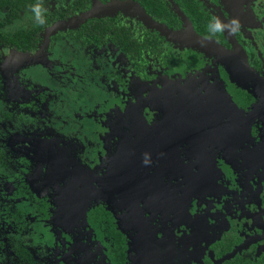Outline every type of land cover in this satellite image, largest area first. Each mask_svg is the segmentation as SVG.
<instances>
[{"label":"flooded vegetation","instance_id":"obj_1","mask_svg":"<svg viewBox=\"0 0 264 264\" xmlns=\"http://www.w3.org/2000/svg\"><path fill=\"white\" fill-rule=\"evenodd\" d=\"M0 264H264V0H0Z\"/></svg>","mask_w":264,"mask_h":264},{"label":"rangeland","instance_id":"obj_2","mask_svg":"<svg viewBox=\"0 0 264 264\" xmlns=\"http://www.w3.org/2000/svg\"><path fill=\"white\" fill-rule=\"evenodd\" d=\"M206 157H207V160L208 161H210L209 160V158H208V154H206ZM210 157V156H209ZM210 159H211V157H210ZM196 162V164L199 166V173L201 174L200 175V178H201V180L203 181V180H205V185L206 184H208L213 178V176H211L212 175V169L214 168H211V169H209L208 171H209V174H208V172L207 173H205L204 172V168H203V166H204V163H205V159H204V157H201L199 160H196L195 161ZM211 162V161H210ZM214 178H215V181H216V178H217V176L216 175H214Z\"/></svg>","mask_w":264,"mask_h":264},{"label":"clouds","instance_id":"obj_3","mask_svg":"<svg viewBox=\"0 0 264 264\" xmlns=\"http://www.w3.org/2000/svg\"><path fill=\"white\" fill-rule=\"evenodd\" d=\"M33 11L35 12V19L37 23H43V18L40 16L39 11H38V6H33ZM218 30V27H217Z\"/></svg>","mask_w":264,"mask_h":264},{"label":"water","instance_id":"obj_4","mask_svg":"<svg viewBox=\"0 0 264 264\" xmlns=\"http://www.w3.org/2000/svg\"><path fill=\"white\" fill-rule=\"evenodd\" d=\"M140 14L143 16L142 12H141ZM200 43H202V42H200ZM204 44H205V43H204Z\"/></svg>","mask_w":264,"mask_h":264}]
</instances>
